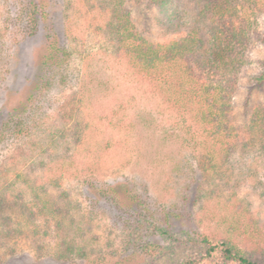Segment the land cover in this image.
<instances>
[{
	"label": "rangeland",
	"instance_id": "obj_1",
	"mask_svg": "<svg viewBox=\"0 0 264 264\" xmlns=\"http://www.w3.org/2000/svg\"><path fill=\"white\" fill-rule=\"evenodd\" d=\"M22 1L0 0L2 134L9 111L32 90L45 51L43 27L31 34L18 17ZM105 1L112 0H47L70 59L31 128L1 134L0 264H237L224 258L222 244L231 240L264 264L253 246L264 243V150L238 143L236 159L218 172L182 149L159 94L115 57ZM208 2L169 0L166 11L187 17ZM128 8L147 39H178L150 0H128ZM259 21L233 101L231 119L241 129L252 108L264 106V84L253 83L264 61V16ZM129 183L147 194L156 224L89 188ZM186 201L183 219L163 220ZM233 218L247 235L229 234Z\"/></svg>",
	"mask_w": 264,
	"mask_h": 264
},
{
	"label": "trees",
	"instance_id": "obj_2",
	"mask_svg": "<svg viewBox=\"0 0 264 264\" xmlns=\"http://www.w3.org/2000/svg\"><path fill=\"white\" fill-rule=\"evenodd\" d=\"M168 1L150 0V3L165 14L164 30L178 36L177 40L156 43L144 37L132 20L128 0L104 2L103 9L110 15L104 29L110 36L115 57L128 66L136 80L151 85L171 112V126L178 131L175 138L181 148L193 150L204 158L209 169L219 172L224 164L236 159L233 157L239 144L245 150L250 147L264 150L263 105L252 108L250 121L243 129L231 119L237 81L246 68L245 56L260 34L264 0H209L204 8L194 9L191 15L181 18L166 11ZM20 5L18 17L27 23L28 32L34 34L40 26L45 30V51L32 90L25 101L9 111L3 134L8 129L23 135L31 128L39 101L70 59L69 51L60 42L47 0H23ZM259 38L264 44V35ZM261 64L258 75L253 77L255 86L264 84V61ZM89 186L96 192V198L109 197L127 213H138L140 219L144 216L150 225L157 223L156 211L152 212L148 205L147 194H140L133 183ZM175 207L179 210L171 208L164 221L183 219L187 201ZM235 221L236 225L230 223L229 234H246L240 221ZM202 241L208 243L207 237ZM232 241L222 244L226 261L258 264L247 256V249H239ZM253 246L264 256V243L256 242Z\"/></svg>",
	"mask_w": 264,
	"mask_h": 264
}]
</instances>
